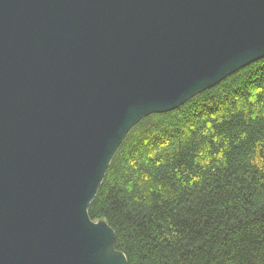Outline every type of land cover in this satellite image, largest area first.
Instances as JSON below:
<instances>
[{
    "label": "water",
    "instance_id": "water-1",
    "mask_svg": "<svg viewBox=\"0 0 264 264\" xmlns=\"http://www.w3.org/2000/svg\"><path fill=\"white\" fill-rule=\"evenodd\" d=\"M264 58V0H0V264H127L89 218L132 126Z\"/></svg>",
    "mask_w": 264,
    "mask_h": 264
},
{
    "label": "trees",
    "instance_id": "trees-1",
    "mask_svg": "<svg viewBox=\"0 0 264 264\" xmlns=\"http://www.w3.org/2000/svg\"><path fill=\"white\" fill-rule=\"evenodd\" d=\"M87 213L127 264H264V58L132 126Z\"/></svg>",
    "mask_w": 264,
    "mask_h": 264
},
{
    "label": "bare ground",
    "instance_id": "bare-ground-1",
    "mask_svg": "<svg viewBox=\"0 0 264 264\" xmlns=\"http://www.w3.org/2000/svg\"><path fill=\"white\" fill-rule=\"evenodd\" d=\"M238 71V70H237ZM233 74V73H232ZM231 75V74H230Z\"/></svg>",
    "mask_w": 264,
    "mask_h": 264
}]
</instances>
